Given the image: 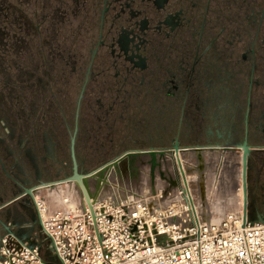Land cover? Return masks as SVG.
Returning <instances> with one entry per match:
<instances>
[{
	"label": "flooded vegetation",
	"instance_id": "obj_1",
	"mask_svg": "<svg viewBox=\"0 0 264 264\" xmlns=\"http://www.w3.org/2000/svg\"><path fill=\"white\" fill-rule=\"evenodd\" d=\"M241 100L247 111L236 142L237 128L224 121L239 115ZM53 101L59 119L46 114ZM263 106L264 0H0V168L8 185L10 156L16 172L24 157L35 173L48 158L69 165L71 176L72 139L81 174L97 159L81 147L107 149L102 166L127 154L113 158L112 149L155 151L170 132L169 118L161 126L167 111L179 113L171 114V149L234 146L245 130L252 146ZM208 114L210 128L200 123ZM138 130L142 138L130 140ZM38 185L21 188L33 210L25 190Z\"/></svg>",
	"mask_w": 264,
	"mask_h": 264
},
{
	"label": "built area",
	"instance_id": "obj_2",
	"mask_svg": "<svg viewBox=\"0 0 264 264\" xmlns=\"http://www.w3.org/2000/svg\"><path fill=\"white\" fill-rule=\"evenodd\" d=\"M182 178L139 194L99 184L92 211L67 190L57 206L33 191L39 234L0 236V264H264V219L243 216L241 199L236 211L206 220Z\"/></svg>",
	"mask_w": 264,
	"mask_h": 264
},
{
	"label": "rangeland",
	"instance_id": "obj_3",
	"mask_svg": "<svg viewBox=\"0 0 264 264\" xmlns=\"http://www.w3.org/2000/svg\"><path fill=\"white\" fill-rule=\"evenodd\" d=\"M45 101L46 100L39 99V106L42 107ZM239 103L241 107V110L238 113L239 115H236L235 117L227 116L226 121H224L225 123H230L237 128V132L234 133L236 142H241L243 139V130L245 125L244 117L247 111L246 101L241 100ZM54 104L55 103L53 101L46 114L47 116L56 115L59 119L61 116L59 112L55 111L56 108L54 107ZM53 107L55 110H53ZM171 114H174L173 116H177V118L179 115L178 110L175 112L167 111L165 117L161 119L162 126L169 123L167 120L169 118L170 125L168 129L170 132L167 133L166 136L160 137L159 147L155 150L154 154L151 153L149 149H112L111 157L113 158L121 155L125 151L129 154L120 158L112 168L105 169L101 172L98 171V175L103 176V180L101 181L102 183L98 181L99 184L104 185L106 190L113 187L119 189L121 193L136 192L139 194L152 189H174L176 186H179L180 180L183 179L182 176H184V183L187 184L188 190L194 199L196 209L200 215L206 218V220L210 218L218 219L228 213L236 211V209L239 208V202L242 199L241 150L235 147H204L199 149L192 148L187 151L179 152L178 156L174 155L171 146L173 140L176 138L177 128L176 126L173 127L171 125V123L174 124V117L171 116ZM210 116L211 115L208 114L205 119L202 118L201 122L199 121V118L194 119L195 117H191V122L193 125H196L199 122L202 124L206 123L210 128L213 124ZM4 119V124L6 125L9 117L5 116ZM195 120H198L199 122H196ZM256 123L260 124V121L257 120ZM0 132L3 136H7L6 130H2L1 128ZM60 135L63 136V141L68 140V133L66 130L61 131ZM140 135L142 136V133H140L139 130L136 133L128 134L130 140H136L137 137L138 139L142 138ZM0 136L3 137L2 135ZM208 141L211 140L209 139ZM252 143V146H264V137L259 138L256 134L252 135ZM79 151L83 154V156L85 155V157H89L91 155L90 153H95L94 155L97 156L96 160H93L92 162L90 161L88 165L82 168L84 174H89L103 165L101 164L100 159L102 156H105V153L108 150L87 149L81 147L79 148ZM38 152L43 153L44 150L38 149ZM64 153L65 156H68V149L65 150ZM151 158H154V165L141 164L148 160L151 161ZM248 160L250 162L248 164V166H250V181L247 180V214L251 220H255V215L264 218V147L261 150L254 151V154ZM3 162L7 172L8 160H4ZM66 166L70 167L69 165ZM180 167H182L183 174L181 170L179 171ZM138 171L142 174L140 180L137 179L136 175ZM87 181L92 182L90 183L91 186H87L88 192L91 196L99 184L96 186L92 185L93 182H96L95 177L87 178ZM0 184L8 186L6 178L1 175V168ZM37 184L38 183L36 182H32V185ZM65 190L72 193L71 196L73 202L76 204L80 203V199H82L83 195L78 185L74 182L72 184H63L52 190L38 188L35 191V195L46 201L49 205L57 206L59 205L58 203L61 198L60 193ZM254 208L256 209V212H254ZM30 212L32 219L34 220L35 213L33 208L30 209ZM13 229L16 233L19 231H21V234L26 233L24 235L25 237L36 236L39 234V227L36 223L26 224L25 228H23V225L16 226Z\"/></svg>",
	"mask_w": 264,
	"mask_h": 264
},
{
	"label": "crops",
	"instance_id": "obj_4",
	"mask_svg": "<svg viewBox=\"0 0 264 264\" xmlns=\"http://www.w3.org/2000/svg\"><path fill=\"white\" fill-rule=\"evenodd\" d=\"M254 148L253 151L261 150L263 147L251 146ZM220 148V147H219ZM199 149V148H198ZM189 149H182L181 151H187ZM17 150L15 149L14 152ZM180 151V152H181ZM15 154V153H14ZM18 154V162L21 160ZM17 156L12 158H8L7 164V173L12 175V178H8L9 185L3 186L0 184V236L8 232L9 230L14 231V227L22 226L23 228L26 227V224H31L32 222V215L30 209L32 208L31 205L29 206V198H25L21 193V188H29L36 185H32V182H36L41 185H48L47 187H38L41 189H54L55 187L61 186L65 184V182L61 183V180H64L69 176V170L66 164L58 162L52 159H43L38 163V173H35L32 169V165L28 162L27 158H23L22 163H18L21 167L20 172L15 171ZM143 165H154V158H151V161H146L145 163H141ZM103 167V166H101ZM99 167L98 169H100ZM98 169L91 177H95L96 181L103 180L102 175H98ZM154 169V168H152ZM153 171V170H152ZM137 179L140 180L142 174L140 171L136 173ZM90 178V177H89ZM39 186V185H38ZM256 216V215H255ZM8 224L10 227L8 228ZM16 233V232H15ZM20 237H25L24 234H21V231L16 233Z\"/></svg>",
	"mask_w": 264,
	"mask_h": 264
},
{
	"label": "water",
	"instance_id": "obj_5",
	"mask_svg": "<svg viewBox=\"0 0 264 264\" xmlns=\"http://www.w3.org/2000/svg\"><path fill=\"white\" fill-rule=\"evenodd\" d=\"M73 144H74V139L71 140V157H72V175L68 176L67 178H65L64 180H61L62 182H74L78 185V187L80 188V191L83 195V198L89 208L90 211H92V207H91V203H90V194L88 192L87 189V185L85 180L89 177H91L95 172L89 173V174H81L78 172V166L77 163L75 161V157H74V149H73ZM224 147H235L237 149H240L242 154H241V189H242V212H243V216H247V210H248V204H247V195H248V184H247V172H248V159L249 156L251 154V152L254 150V148H252L248 142H247V130H245V135H244V140L242 143L234 145V146H224ZM182 149L179 148L177 145L173 146V153L174 155L178 156L179 152ZM151 153H155V151H151ZM129 154V153H127ZM120 158L110 162L109 164L101 167L100 169H98V171H103L105 169L108 168H112L113 165L119 160ZM48 185H41L39 187H47ZM26 194L31 197L32 196V190L31 189H26L25 190ZM263 217H258L257 219L253 220V222H262L263 221Z\"/></svg>",
	"mask_w": 264,
	"mask_h": 264
},
{
	"label": "trees",
	"instance_id": "obj_6",
	"mask_svg": "<svg viewBox=\"0 0 264 264\" xmlns=\"http://www.w3.org/2000/svg\"><path fill=\"white\" fill-rule=\"evenodd\" d=\"M257 135L259 138H262V137H264V128H260V129H257V131H253V133H251L250 134V136H249V143L252 145L253 143H252V135ZM253 146H257V147H264L263 145H253ZM257 151V150H256ZM254 154V151L253 152H251V154H250V156H249V158L250 157H252V155ZM250 162H249V160H248V164H249ZM247 180L248 181H250V166H248V172H247Z\"/></svg>",
	"mask_w": 264,
	"mask_h": 264
},
{
	"label": "bare ground",
	"instance_id": "obj_7",
	"mask_svg": "<svg viewBox=\"0 0 264 264\" xmlns=\"http://www.w3.org/2000/svg\"><path fill=\"white\" fill-rule=\"evenodd\" d=\"M199 152H200V151H199ZM178 158H179V157H178ZM85 182H86V185H87V186H89V185H90V183H92V182H88V181H87V179L85 180ZM98 184H99V182H98V181H96V182H93V184H92V185H93V186H96V185H98ZM90 186H91V185H90ZM241 190H242V189H241Z\"/></svg>",
	"mask_w": 264,
	"mask_h": 264
}]
</instances>
